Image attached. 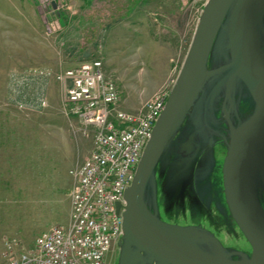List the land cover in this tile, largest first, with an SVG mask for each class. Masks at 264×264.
<instances>
[{
    "label": "rangeland",
    "instance_id": "374dc122",
    "mask_svg": "<svg viewBox=\"0 0 264 264\" xmlns=\"http://www.w3.org/2000/svg\"><path fill=\"white\" fill-rule=\"evenodd\" d=\"M206 1L0 0V264L10 259L6 241L19 252L67 224L69 170L93 147L92 129L66 110L62 84L39 70L100 60L121 91L115 107L138 112L156 94H169ZM217 66L212 60L207 91ZM180 214L206 223L196 209ZM220 232L226 246L246 249L231 229ZM105 264H118L116 245Z\"/></svg>",
    "mask_w": 264,
    "mask_h": 264
},
{
    "label": "water",
    "instance_id": "95a60500",
    "mask_svg": "<svg viewBox=\"0 0 264 264\" xmlns=\"http://www.w3.org/2000/svg\"><path fill=\"white\" fill-rule=\"evenodd\" d=\"M123 199L118 264H264V0L206 1Z\"/></svg>",
    "mask_w": 264,
    "mask_h": 264
},
{
    "label": "built area",
    "instance_id": "2783aa9c",
    "mask_svg": "<svg viewBox=\"0 0 264 264\" xmlns=\"http://www.w3.org/2000/svg\"><path fill=\"white\" fill-rule=\"evenodd\" d=\"M62 84L67 112L93 132V147L69 173L72 177L66 225L43 231L32 248L14 251L5 242L7 264H105L121 234L123 194L130 184L142 149L164 108L168 93L148 100L138 112L115 106L121 100L116 83L105 75L100 60H86L62 71L39 70ZM38 105L47 100L40 97Z\"/></svg>",
    "mask_w": 264,
    "mask_h": 264
},
{
    "label": "crops",
    "instance_id": "0c3cea01",
    "mask_svg": "<svg viewBox=\"0 0 264 264\" xmlns=\"http://www.w3.org/2000/svg\"><path fill=\"white\" fill-rule=\"evenodd\" d=\"M91 150H92V149H91ZM89 153H90V152H89ZM89 153H88V154H89ZM88 154H87V155H88ZM87 155H85V157L81 158L80 160L76 161L75 164L81 162L84 158L87 157ZM75 164H74V165H75ZM69 210H70V208H69ZM68 217H69V216H68Z\"/></svg>",
    "mask_w": 264,
    "mask_h": 264
}]
</instances>
